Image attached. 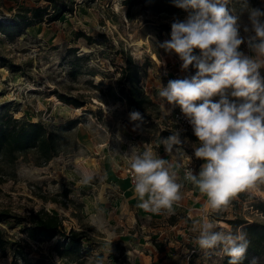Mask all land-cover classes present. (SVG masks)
<instances>
[{"label":"rangeland","instance_id":"374dc122","mask_svg":"<svg viewBox=\"0 0 264 264\" xmlns=\"http://www.w3.org/2000/svg\"><path fill=\"white\" fill-rule=\"evenodd\" d=\"M72 1L73 11L63 14L57 21H45L22 29L13 39L0 31V57L8 60V64L0 61V110L5 106L16 118L40 120L50 126L74 119L82 121L65 134L60 143L59 155L48 164L37 166L33 152L21 155L13 168L0 162V175L7 178L5 182L0 181V210L28 216L30 212L42 208H61L65 227L78 230L77 214L72 213L75 206L70 204L65 209L60 204L46 201L43 196L50 198L69 188L72 192L69 197L72 199L74 193L85 196L91 193V189H95L92 185L100 187L105 183L104 177L100 175H94L89 184L83 183L84 168H100L103 171L105 164H111L118 170L130 167L128 154L134 149L135 141L142 137L135 134L136 123L130 120L124 104L99 101L96 98L99 96L98 91L93 87L101 81L105 84L115 82L118 77L115 66L123 63L121 55L117 53L121 49L130 53L141 66L143 81H147L146 84L142 83L147 85L148 90L159 101L158 108L149 111L156 120L143 126L151 127L153 137L166 138L174 131L179 132L181 144L190 153L194 164L200 167L203 161L194 156L193 146L197 144V139L174 123L172 114L176 107L166 104L165 111L169 112L166 115L160 107L161 100L158 96L161 86H166L169 80L195 75L194 67L182 70L179 56L174 51L161 47L163 42L171 39L166 32L161 31V26H171L176 20L183 21L189 12L176 15L158 13L143 5L129 9L124 0ZM244 2L245 0H231L228 7L239 15L240 35L247 40L254 33H245L243 30L244 25L250 27L248 14L241 8ZM246 2L251 8L264 10V0ZM47 4V0H0V21L8 22L13 19L20 8ZM79 32L91 36L94 43L89 44L86 39L78 38ZM240 51L254 56L247 49V42L240 46ZM11 64L18 69L11 68ZM75 70L82 73L72 77L71 72ZM260 71L264 76L263 68ZM56 90L83 95L91 103L76 109L61 102L54 94ZM87 110H92L93 114L87 113ZM130 121L133 127H129ZM144 139L148 142L151 136L146 133L142 141ZM182 174L184 179V170ZM127 178L129 179L128 176ZM184 182L187 181L184 179ZM112 192L115 194L113 190ZM113 194L108 193L110 200L115 198L116 194ZM236 197L240 200L239 203L233 205L230 202L219 213L211 210L212 216L223 217L221 221L227 224L235 216L264 222L263 215L254 208L257 201H264V183H258L257 187L242 191V197ZM59 199L64 201L63 197ZM75 201L77 204L80 202L78 198ZM224 223L219 225L218 231H235L230 224ZM2 227L12 239L20 240L23 237L21 225L5 222ZM52 248L53 242L32 243L31 257L45 258L47 264H64ZM85 260V264H96L92 259ZM11 261L10 256L3 257L0 254V264H12Z\"/></svg>","mask_w":264,"mask_h":264},{"label":"clouds","instance_id":"9594fccd","mask_svg":"<svg viewBox=\"0 0 264 264\" xmlns=\"http://www.w3.org/2000/svg\"><path fill=\"white\" fill-rule=\"evenodd\" d=\"M173 3L189 14L171 24V39L161 47L179 56L182 70L192 66L196 72L161 86L160 107L164 111L166 104L179 107L191 125L197 138L194 156L203 163L198 173L186 168L184 179L206 195V205L219 213L238 193L264 183V76L260 71L264 68V10L251 8L246 0L241 5L250 24L243 30L254 33L245 40L240 35L239 15L228 7L231 0ZM245 42L254 56L240 51ZM194 50L200 55H194ZM129 116L131 121L142 119L138 111ZM159 143L166 153L175 151L179 157L191 159L179 147V132ZM130 168L134 193L140 201L137 207L156 214L162 210L174 214L173 205L183 199V185L177 182L172 163L145 147L131 159ZM93 179V174H83V183ZM215 227L208 219L194 222L199 248H219L229 257L228 264H241L250 244L243 228L215 231ZM250 264H257L256 258Z\"/></svg>","mask_w":264,"mask_h":264},{"label":"trees","instance_id":"16d2710c","mask_svg":"<svg viewBox=\"0 0 264 264\" xmlns=\"http://www.w3.org/2000/svg\"><path fill=\"white\" fill-rule=\"evenodd\" d=\"M47 6L24 7L20 8L15 17L8 22L0 21V31L6 34L9 39L19 35L21 30L41 24L45 21L53 22L60 19L63 14L71 13L74 9L72 0H47ZM124 0V4L129 9L137 5H143L146 9L154 10L158 13L166 12L172 15L185 12L184 9L176 7L173 0ZM161 31L166 32L171 37V26L164 24ZM78 38H84L89 44L94 43L91 36L84 32L77 33ZM76 51V50H74ZM123 63L116 65L118 73L113 84H105L103 81L94 84L93 87L98 91L99 101L109 104L122 103L126 106L128 113L138 111L142 119L137 121L140 124H150L156 119L149 111L157 109L158 104L147 94L142 86L143 75L141 66L133 56L121 49ZM194 55H200L199 50H194ZM0 61L8 64V60L0 57ZM114 63V62H113ZM11 68L18 69L11 64ZM80 70L71 72L72 77L81 74ZM94 75V72H92ZM56 97L68 106L76 109L84 108L91 103L83 95H72L66 92L54 91ZM0 110V162L9 168H13L21 155L33 152L34 162L37 166H43L51 162L60 153V143L65 134L69 133L78 124L82 123L79 119L69 120L63 124L50 126L43 121H30L26 117L16 118L11 114L7 107L2 106ZM90 111V110H89ZM87 113L93 114L92 110ZM183 146V144L179 145ZM1 171V170H0ZM6 176L0 175L1 182H5ZM71 190L65 188L61 193L48 198L43 196L46 201H51L62 206L67 203H74L69 197ZM242 197V192L238 193ZM63 197L64 201L59 198ZM254 208L264 217V201H257ZM5 222H14L21 225L20 229L23 237L20 240L12 239L7 231L2 227ZM65 219L58 213H53L45 208L36 212H30L28 216L12 213L10 210H0V254L3 257L10 256L12 264H47L46 259L31 257L32 243L41 244L43 242H53V251L64 264H83V258L91 253L90 245L85 246L88 235L82 230L74 228L67 229L64 225ZM234 230L243 228L250 241L247 253L241 264H250L256 258L257 264H264V222L250 221L246 218L236 217L228 221ZM154 245L159 251L164 250V245L153 240ZM229 257L224 254L220 264H228Z\"/></svg>","mask_w":264,"mask_h":264},{"label":"crops","instance_id":"0c3cea01","mask_svg":"<svg viewBox=\"0 0 264 264\" xmlns=\"http://www.w3.org/2000/svg\"><path fill=\"white\" fill-rule=\"evenodd\" d=\"M143 83L142 86L147 94L159 106V101ZM134 122L136 123L135 134L142 137L141 140L135 141L134 149L129 152L128 158L131 160L148 147L161 158L169 160L173 170L177 172V182L183 185L181 188L183 199L179 204L173 205L174 214L165 211L163 216L148 215L143 209L137 207L140 201L134 193V186L127 178V169L118 170L111 164H105L103 171L100 168H84L85 173L103 176L105 183L100 187L92 185L95 189L89 188L91 193L85 196L74 193L75 196L71 199L74 203H67V206L61 205L65 209H68L70 204L75 206L72 213L77 214L75 217L78 219L76 220L78 230L88 235L89 239L85 240L84 245H90L91 253L83 258V264L86 263L85 259H92L96 264H220L224 253L219 248V250H202L196 243L199 232L194 231V222H202L204 219L213 221L216 224L215 231H218L217 228L224 222L221 221L223 217L212 216L211 209L206 205L207 196L202 195L191 182H184L183 167L192 159L179 157L175 151L166 153L164 146L159 143V140L164 138L153 137L150 133L151 127H144V124ZM129 123V127H133L132 122ZM183 130L196 138L190 131ZM146 133L151 136L148 142L147 139L142 141ZM179 147L190 157V153L183 146ZM199 168L195 164L196 173ZM108 193L115 195V198L110 200ZM77 198L80 201L79 204L75 201ZM239 201L236 196L231 200L233 205ZM47 210L59 215L62 211L61 208ZM236 217L238 216L234 218ZM224 224L228 225L226 222ZM154 239L164 245V250L157 249L153 243ZM193 248L196 251L191 256L190 252Z\"/></svg>","mask_w":264,"mask_h":264},{"label":"built area","instance_id":"2783aa9c","mask_svg":"<svg viewBox=\"0 0 264 264\" xmlns=\"http://www.w3.org/2000/svg\"><path fill=\"white\" fill-rule=\"evenodd\" d=\"M247 49L250 50L249 47H248V45H247ZM213 99L214 100H218V97L217 98H213ZM172 116H173L174 123L176 125H180L181 128L186 129V130L190 131L193 134V130H192L191 125L188 123L187 119L184 117V115L182 114V112H181V110H180L179 107H176L173 110ZM188 167H190V168H192V169L195 170V164H194V162H192V161L190 162L189 161L187 164H185V166H184V173H185L186 168H188ZM126 173H127V176L129 177V180H130L131 184L133 185L132 170H131V168H128ZM145 212L148 215H152V216H163L165 214V211L164 210H162L159 214L152 213V212H147V211H145ZM195 251L196 250L193 248L191 250V252H190V255L191 256L194 255L195 254Z\"/></svg>","mask_w":264,"mask_h":264}]
</instances>
